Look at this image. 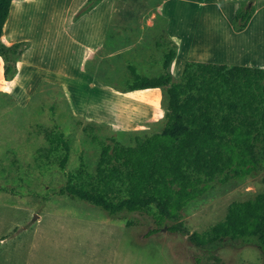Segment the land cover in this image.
<instances>
[{"label":"rangeland","instance_id":"1","mask_svg":"<svg viewBox=\"0 0 264 264\" xmlns=\"http://www.w3.org/2000/svg\"><path fill=\"white\" fill-rule=\"evenodd\" d=\"M87 1L11 2L1 41L23 47L12 77L0 57V264L111 262L96 257L103 252L118 253L110 264H264L253 243L199 248L166 227L147 236L150 215L115 218L56 193L70 175L95 173L100 142L133 145L163 128L164 89L154 108L146 89H125L129 64L150 77L163 72V55L174 45L161 29L183 38L187 61L264 68V0H98L83 11ZM249 3L255 13L236 32L234 14ZM152 9L160 11L155 33L144 23ZM181 61L170 66L174 80ZM59 132L69 148L63 168L65 148L47 140ZM263 175L216 178L182 209L181 221L191 232L206 230L232 201L259 193Z\"/></svg>","mask_w":264,"mask_h":264},{"label":"trees","instance_id":"2","mask_svg":"<svg viewBox=\"0 0 264 264\" xmlns=\"http://www.w3.org/2000/svg\"><path fill=\"white\" fill-rule=\"evenodd\" d=\"M96 1L88 0L82 10ZM11 2L0 0V57L6 78L15 74L23 47L22 42L1 41ZM250 3L233 17L236 32L244 30L254 14ZM175 55L174 47L164 53L163 72L157 76L139 74L128 65L126 91L164 89L161 131L136 136L133 145L100 142L95 173L70 175L56 193L100 207L115 218L125 212L150 215L154 226L147 236L166 227L199 248L226 241L253 243L264 259V175L259 193L232 201L224 217L206 230L191 232L181 221L182 209L216 178L243 179L264 171V68L187 61L174 80L170 65ZM47 140L65 148L63 168L69 149L63 133L47 134Z\"/></svg>","mask_w":264,"mask_h":264},{"label":"crops","instance_id":"3","mask_svg":"<svg viewBox=\"0 0 264 264\" xmlns=\"http://www.w3.org/2000/svg\"><path fill=\"white\" fill-rule=\"evenodd\" d=\"M111 2H114L113 0ZM158 8V7H157ZM159 9V8H158ZM240 9V8H239ZM119 13L123 14L121 11H119ZM150 14H145L144 15V23L148 25V27L150 28V30H154L153 32L155 33V30L157 31L156 29V25H157V14H160V11L157 9H152V11L150 10L149 11ZM255 13V11H254ZM87 15V13H85L83 15V17H85ZM235 15V14H234ZM254 15V14H253ZM253 17V16H252ZM251 17V19H252ZM250 19V21H251ZM249 21V22H250ZM248 22V24H249ZM247 24V25H248ZM247 27V26H246ZM159 32V31H158ZM163 32L166 34V36L170 39V41L173 43L174 45V49L176 51V55L174 57V59L172 60L171 62V67L173 65V62L175 60H178V63L179 65L182 63L181 61V58H183V65L185 64V62H187V55L189 53V50H188V47L185 46V42L183 40V38H179L178 36L176 37L174 34H170L167 30L164 31L163 29L160 30V33ZM136 46V45H135ZM129 48H125V50H128ZM189 57V56H188ZM191 58L193 60H190V61H196V62H203L201 60V58H198L196 56H191ZM222 59H230V57H227V56H224ZM236 59V58H235ZM242 58H239L237 61H243L241 60ZM209 61H212V60H208V61H205V62H209ZM216 61V60H215ZM211 63H214V62H211ZM220 64H226V63H220ZM227 65V64H226ZM144 90V89H142ZM133 91H140V90H133ZM146 91L149 93V94H146L147 96V99L146 100H150L152 103H153V108L156 107V104L157 102L160 100V96H161V88H147ZM141 96H145V95H138L137 97H141ZM152 108V109H153ZM103 255H99V256H96V257H105L107 259H110L109 261H113L114 259H116V257L118 256L117 252H106V253H101ZM115 261V260H114ZM111 262H108L107 264H110Z\"/></svg>","mask_w":264,"mask_h":264}]
</instances>
